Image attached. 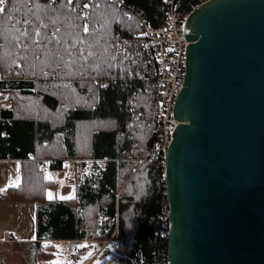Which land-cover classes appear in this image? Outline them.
I'll list each match as a JSON object with an SVG mask.
<instances>
[{
  "label": "trees",
  "instance_id": "trees-1",
  "mask_svg": "<svg viewBox=\"0 0 264 264\" xmlns=\"http://www.w3.org/2000/svg\"><path fill=\"white\" fill-rule=\"evenodd\" d=\"M169 1L123 0L153 27L164 22ZM199 1L174 0L173 7L179 13ZM83 4L4 0L5 9L15 10L0 11L5 79L0 82V161L18 160L22 169L20 185L0 199L35 202L36 259L52 254L53 246L39 242L97 239L98 216L117 213L116 237H124L127 254L140 249L142 264H165L167 239H159L148 222L167 210L164 164L146 158L153 141L147 123H135L128 129L131 138L123 136L130 92L117 82L113 62L116 42L139 30V21L127 8L107 2L90 4L81 13ZM131 150L140 164L123 161ZM66 158L95 162L91 172L74 180V199L59 201L47 196L52 184L36 171L35 161L54 160L58 169ZM106 253L109 258L101 264L123 260L110 250L100 254Z\"/></svg>",
  "mask_w": 264,
  "mask_h": 264
},
{
  "label": "water",
  "instance_id": "water-1",
  "mask_svg": "<svg viewBox=\"0 0 264 264\" xmlns=\"http://www.w3.org/2000/svg\"><path fill=\"white\" fill-rule=\"evenodd\" d=\"M184 28L166 262L264 264V0H206Z\"/></svg>",
  "mask_w": 264,
  "mask_h": 264
},
{
  "label": "built area",
  "instance_id": "built-area-1",
  "mask_svg": "<svg viewBox=\"0 0 264 264\" xmlns=\"http://www.w3.org/2000/svg\"><path fill=\"white\" fill-rule=\"evenodd\" d=\"M201 0L191 5L186 11L175 12L174 0H170L165 6V20L158 26H150L130 7L125 6L123 0H84L85 5H99L101 2L114 4L117 7L127 8L139 21V30L131 36L119 39L114 46L113 62L118 71V83H122L130 92L124 103V108L130 119L124 130L123 136L131 138L129 128L135 123H147L153 135L152 150L146 158L155 159L164 164V156L168 145L172 140L173 133L178 122L173 117L175 100L183 86L185 74V50L189 42L186 39L185 21L189 13L199 4ZM5 80L0 75V82ZM0 91V95H1ZM2 104V103H0ZM143 105V106H141ZM145 108L143 111L142 108ZM146 118L142 119L143 115ZM135 150L129 152V156L123 161H143L138 155H133ZM95 161L67 158L62 162L63 176L56 178L52 176L56 162L51 159L35 161V169L50 176L54 190L67 186L83 173L84 165ZM117 213L113 217L102 216L98 218L101 226L99 236L102 239L88 240L83 243L97 242L100 244L99 253L104 250H112L117 258L108 264H142L143 256L140 249L133 255L127 254L128 246L122 245L123 239L116 237ZM150 224L156 228V236L159 239H167L169 223L167 221V210L165 214L148 219ZM113 227V228H112ZM122 246V247H121ZM165 264H167L165 260Z\"/></svg>",
  "mask_w": 264,
  "mask_h": 264
},
{
  "label": "rangeland",
  "instance_id": "rangeland-1",
  "mask_svg": "<svg viewBox=\"0 0 264 264\" xmlns=\"http://www.w3.org/2000/svg\"><path fill=\"white\" fill-rule=\"evenodd\" d=\"M2 95V94H1ZM0 95V97H1ZM1 102V101H0ZM93 169V168H92ZM92 169L89 168L91 172ZM95 172V170H93ZM0 172H8L13 177V180L9 181L8 183H15L18 179V175L16 173V166L11 163H0ZM59 174V173H58ZM62 172L59 174L61 175ZM43 180H47L45 177ZM71 188H66V194L62 192L59 193V197H68ZM49 193H51L52 197L55 196V192L51 188L47 191V196L49 197ZM64 195V196H63ZM0 209L3 208L2 214L4 217L9 218L8 223L14 225H24L26 222V227L30 223H32V216H28V214L24 211L22 206H13L12 204H16L11 201H7L5 199H0ZM8 204V205H4ZM11 204V205H9ZM20 204V203H17ZM26 206L33 207V204L27 203ZM100 217L105 215H99ZM98 216V218H100ZM98 218L96 219L95 225V235L97 239H102L99 236V230L101 226L98 223ZM50 243L43 244L45 248L50 247ZM2 253L0 254V261L2 264H101L104 259H108V253L105 255L99 253L100 244L97 242L92 243H82L78 241L74 242H60L55 243L51 248L52 254L49 255L48 258H41L39 257L36 259L37 256L26 250L22 245L19 244H5L3 245ZM112 251V250H110ZM49 254V252H47ZM46 254V255H47Z\"/></svg>",
  "mask_w": 264,
  "mask_h": 264
},
{
  "label": "crops",
  "instance_id": "crops-1",
  "mask_svg": "<svg viewBox=\"0 0 264 264\" xmlns=\"http://www.w3.org/2000/svg\"><path fill=\"white\" fill-rule=\"evenodd\" d=\"M0 163L14 164L16 166V173L18 175V179L15 181V183H8L9 181L13 180V177L11 176V174L8 172H3V173L0 172V196H1V195L5 194L10 188H15L18 185H20L22 165H21V162L18 160H4V161H0ZM91 165H92V163H86L84 165V170H83L81 177L90 172L89 168ZM61 172H62V174L59 175ZM42 176H43V178L45 177L47 179L44 181H49V183L52 184L50 176H48L44 173L42 174ZM52 176L56 177V178H62V176H63L62 163L57 170H54L52 172ZM66 188H67V190H68V188H71L70 192L67 193L69 196L65 197L63 195L64 198L59 197L58 194L61 192L63 194H66ZM52 189L55 192V196L53 195L52 198H54L55 200L70 201V200H73L75 197L76 185L74 182H70L67 186L60 188L57 192L54 190L53 185H52ZM7 201H11V202L16 203V204H12L14 207L17 205L22 206L24 208V211L28 214V216H30V214H31L32 223L29 222L27 227H26V222L24 223V225H21V226L9 224L8 223L9 218L4 217V215L2 214L3 208H1L0 209V254L2 253L1 249H3V247H4L3 245H5V244H19V245H22L24 248H26V250H28L29 252H31L32 254L35 255L34 244H35V242H37L35 239V211H36L35 202L30 201V200L24 201V200H16V199H13V200L7 199ZM17 203H20V204H17ZM27 203L33 204V207L26 206ZM0 205H3V204L0 203ZM4 205H8V204H4ZM9 205H11V204H9ZM86 239H88V238H86ZM88 240H96V239L89 238ZM60 242H73V241H48L47 240V241H41L39 243L41 245L46 244V243H50L49 245L53 246L55 243H60ZM40 251H41V249L38 248L37 253ZM0 263L2 264V261H0ZM29 264H32V263L30 262Z\"/></svg>",
  "mask_w": 264,
  "mask_h": 264
},
{
  "label": "snow or ice",
  "instance_id": "snow-or-ice-1",
  "mask_svg": "<svg viewBox=\"0 0 264 264\" xmlns=\"http://www.w3.org/2000/svg\"><path fill=\"white\" fill-rule=\"evenodd\" d=\"M85 7H87V5H85ZM12 10H15V9H11V10L5 9L4 8V0H0V11H12ZM9 19H11V16H9ZM23 23L27 24L28 21L27 20H24ZM85 30H87V29L85 28ZM36 34L39 35V32L37 31ZM22 35H27V33H22ZM49 198H52L51 193H49Z\"/></svg>",
  "mask_w": 264,
  "mask_h": 264
}]
</instances>
